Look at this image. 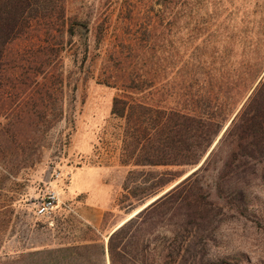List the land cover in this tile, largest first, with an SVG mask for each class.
<instances>
[{
  "label": "rangeland",
  "instance_id": "rangeland-1",
  "mask_svg": "<svg viewBox=\"0 0 264 264\" xmlns=\"http://www.w3.org/2000/svg\"><path fill=\"white\" fill-rule=\"evenodd\" d=\"M155 1L64 0L66 17L89 22L88 59L77 82L74 127H66L64 120L50 124L49 110L38 109L42 105L34 97L19 101V116L0 118L7 139L20 141L17 146L0 145V154L5 153L0 156V264H35L38 250L92 238L105 245L114 227L147 202L125 207V187L141 178L129 177L133 165L121 160L124 121L111 113V106L113 98L123 94L113 68L115 49L121 39L130 41L133 30L128 22L134 23L138 12L157 13ZM163 23H157L153 34L154 55L142 59L146 90L135 97L179 108L186 100L184 92L194 97L203 73L217 77L225 73L233 89L222 90L213 111L215 118L226 117L224 127L228 126L250 93L257 63L264 58V0H196L190 18L179 15ZM62 54L65 73L72 67V54L68 50ZM67 101L65 96L52 104ZM27 107L34 111L29 120L22 114ZM20 118L25 121L21 131L14 128ZM217 138L210 148L215 147L214 157L195 177L204 193L206 218L197 219L189 234L178 230L177 264H264V148L238 149L234 156L232 137L221 144ZM226 160L231 165L219 178ZM198 164L146 169L178 172L163 191ZM89 167L98 170L92 178L108 187L103 198H96L104 209L97 227L79 215L91 211L90 190L80 192L73 185L79 171ZM50 190L58 194L57 204L51 213L39 216L36 206ZM162 231L167 237V229ZM106 259L109 264L107 253Z\"/></svg>",
  "mask_w": 264,
  "mask_h": 264
},
{
  "label": "trees",
  "instance_id": "trees-1",
  "mask_svg": "<svg viewBox=\"0 0 264 264\" xmlns=\"http://www.w3.org/2000/svg\"><path fill=\"white\" fill-rule=\"evenodd\" d=\"M195 2L156 0L157 13L151 16L148 10L138 12L134 23L128 22L133 30L130 41L121 39L115 49L113 68L117 69L123 94L113 98L111 113L124 121L121 160L133 165L128 176L141 178L125 187V207L149 201L178 175L170 169L158 171L146 167L198 164L227 119L215 118L213 111L219 106L222 90L233 89L225 73L222 77L203 73L194 97L184 92L186 100L179 108L135 97L146 90L142 78L146 61L142 59L152 58L150 54L156 50L157 23L162 25L179 15L190 18ZM88 32L87 20L72 21L66 17L64 0H0V118L19 116L16 111L21 106L19 101L34 97L41 102L38 109L49 110L50 124L64 120L65 126L72 130L77 82L88 59ZM66 50L71 51L72 67L63 73L62 53ZM40 76L42 79H38ZM248 89L250 93L218 139L221 144L232 137L234 156L238 149L256 152L257 148H264V58L257 63ZM65 96L66 105L53 106L52 102ZM22 114L29 120L34 111L27 107ZM22 120L14 122L15 129L21 131V124L25 123ZM6 131L0 126V145L17 146L20 141L7 139ZM214 148L197 170L111 231L107 241L109 264H177L178 230L184 228L189 234L188 228L192 229L197 219L206 218L204 193L195 177L201 168L208 167L215 155ZM3 158L4 162L12 161ZM230 165L227 160L223 162L219 178H224ZM163 229H167V237L162 235ZM35 264H107L105 245L92 238L81 244L38 250Z\"/></svg>",
  "mask_w": 264,
  "mask_h": 264
},
{
  "label": "crops",
  "instance_id": "crops-1",
  "mask_svg": "<svg viewBox=\"0 0 264 264\" xmlns=\"http://www.w3.org/2000/svg\"><path fill=\"white\" fill-rule=\"evenodd\" d=\"M95 173H98V170L94 167L81 169L73 185L74 188L80 192L84 191L85 189L90 190L92 198L89 200L91 204L88 205V207L91 211H83L79 215L84 221L90 223L94 227H97L101 223L104 209L101 206L102 202H98L96 198H103L105 196L104 191L108 187L105 184H100V181L97 182L92 178Z\"/></svg>",
  "mask_w": 264,
  "mask_h": 264
},
{
  "label": "built area",
  "instance_id": "built-area-1",
  "mask_svg": "<svg viewBox=\"0 0 264 264\" xmlns=\"http://www.w3.org/2000/svg\"><path fill=\"white\" fill-rule=\"evenodd\" d=\"M58 200V194L54 190L48 191L36 206V214L44 216L52 212Z\"/></svg>",
  "mask_w": 264,
  "mask_h": 264
},
{
  "label": "water",
  "instance_id": "water-1",
  "mask_svg": "<svg viewBox=\"0 0 264 264\" xmlns=\"http://www.w3.org/2000/svg\"><path fill=\"white\" fill-rule=\"evenodd\" d=\"M227 127V126H226ZM226 127H224V129L222 130V133L224 132V130L226 129ZM221 133V134H222ZM221 135L218 136V138H220ZM217 138V139H218ZM217 141V140H216ZM209 154V151L208 153L206 154V156ZM203 162V161H202ZM199 163L197 166L194 167V169H192L189 173L185 174L179 181L175 182L174 184H172L171 186H169L168 188H166L165 190H163L162 192H160L159 194L155 195L153 198H151L149 201H147L146 203L143 204V206L139 209L141 210L142 208H144L145 206H147L148 204H150L151 202H153L154 200H156L157 198H159L161 195H163L165 192H167L169 189H171L173 186H175L176 184H178L181 180H183L184 178H186L188 175H190L191 173H193L197 168H199V166L202 164ZM138 210V211H139ZM137 211V212H138ZM136 212V213H137ZM108 239V237H107ZM107 239H106V244H105V250H106V253H107Z\"/></svg>",
  "mask_w": 264,
  "mask_h": 264
},
{
  "label": "bare ground",
  "instance_id": "bare-ground-1",
  "mask_svg": "<svg viewBox=\"0 0 264 264\" xmlns=\"http://www.w3.org/2000/svg\"><path fill=\"white\" fill-rule=\"evenodd\" d=\"M141 207H142V206H141ZM141 207H140V208H141ZM140 208H138L136 211H134V213H132V214H130V215L133 216V215H134V214H135ZM131 216H130V217H131ZM130 217H129V218H130ZM127 219H128V218H127ZM124 221H125V220L119 222V223L114 227V229L117 228V227H119ZM114 229H113V230H114ZM113 230H112V231H113ZM107 237H108V236H107Z\"/></svg>",
  "mask_w": 264,
  "mask_h": 264
}]
</instances>
